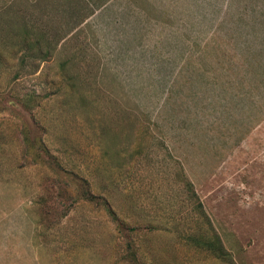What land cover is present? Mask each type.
<instances>
[{"label":"rangeland","instance_id":"1","mask_svg":"<svg viewBox=\"0 0 264 264\" xmlns=\"http://www.w3.org/2000/svg\"><path fill=\"white\" fill-rule=\"evenodd\" d=\"M0 264H264V0H0Z\"/></svg>","mask_w":264,"mask_h":264},{"label":"trees","instance_id":"2","mask_svg":"<svg viewBox=\"0 0 264 264\" xmlns=\"http://www.w3.org/2000/svg\"><path fill=\"white\" fill-rule=\"evenodd\" d=\"M205 244H206L208 247H210V248L212 247L211 244H209V243H207V242H205ZM215 247L217 248V245H216ZM212 248H213V247H212ZM212 248H211V249H212ZM213 249H214V248H213ZM221 254H222V253L220 252V253H218L217 255H218V256H222Z\"/></svg>","mask_w":264,"mask_h":264},{"label":"crops","instance_id":"3","mask_svg":"<svg viewBox=\"0 0 264 264\" xmlns=\"http://www.w3.org/2000/svg\"><path fill=\"white\" fill-rule=\"evenodd\" d=\"M107 4H104V7H106Z\"/></svg>","mask_w":264,"mask_h":264}]
</instances>
